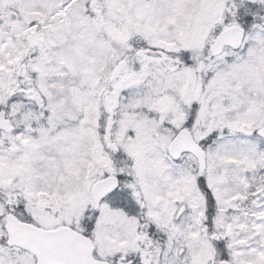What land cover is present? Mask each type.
Returning <instances> with one entry per match:
<instances>
[{
  "label": "snow or ice",
  "instance_id": "obj_1",
  "mask_svg": "<svg viewBox=\"0 0 264 264\" xmlns=\"http://www.w3.org/2000/svg\"><path fill=\"white\" fill-rule=\"evenodd\" d=\"M0 264H264V0H0Z\"/></svg>",
  "mask_w": 264,
  "mask_h": 264
}]
</instances>
